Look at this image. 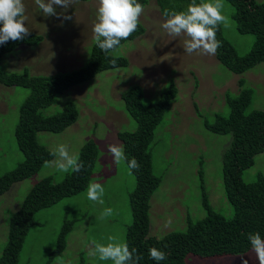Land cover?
<instances>
[{
  "label": "rangeland",
  "instance_id": "374dc122",
  "mask_svg": "<svg viewBox=\"0 0 264 264\" xmlns=\"http://www.w3.org/2000/svg\"><path fill=\"white\" fill-rule=\"evenodd\" d=\"M22 2L25 26L44 39L35 46H22L8 54L5 68L21 72L23 67H27L31 76H49L82 67L94 42L92 27L96 22L98 0H76L66 12L57 8L58 13L64 12L71 17L67 20L44 16L35 0ZM232 14L231 5L223 0L222 15L228 21L227 26L221 24L224 36L239 55H244L251 49L254 37L238 32ZM164 19L156 0H148L139 17L145 32L111 52L114 56L125 57L127 66L100 72L91 80L69 87L56 96L50 106L41 110L45 116L54 115L67 101L75 103L78 119L74 124L60 133L39 132L37 138L52 152L56 146L64 144L74 155L79 154L88 140H93L100 154L91 182L104 187V202L88 200L85 191L36 212L33 217L35 225L25 237L18 264H81V253L85 259L83 264H112L87 253L92 240L107 244V238L113 236L125 242L126 225L131 222L128 201L135 179L132 172L129 174L126 164L113 163L107 146L122 145L116 138V132L137 128L121 98L134 85L142 88L145 104L156 102L170 80H174L177 88L176 98L156 130L157 143L152 149L153 168L162 175V181L150 199L149 236L160 238L169 232L185 229L188 213L193 220L205 216L197 176L200 162L210 205L218 213L231 214L224 195L222 175V154L229 147L231 136L210 132L203 121H213L216 113H228L226 94L238 95L240 78L245 81L244 88H252L254 92L248 111L264 110V62L236 74L220 63L215 55L199 52L189 55L184 51L187 37L183 34L168 35L161 27ZM29 93L25 88L0 84V175L15 169L24 160L23 151L16 145L15 128L21 104ZM66 174L44 165L36 175L15 183L1 196L0 255L8 235L7 218L4 223L1 212L17 209L27 191L39 180L50 175L53 180H59ZM259 174L264 175V151L254 156V164L243 172L242 179L252 182ZM106 208L113 209V214L101 219ZM85 211L87 215L83 217ZM77 217L79 219L67 237L66 248L48 263L63 222ZM242 259L247 264H258L254 253L240 258L219 256L202 259L189 255L186 263L241 264Z\"/></svg>",
  "mask_w": 264,
  "mask_h": 264
},
{
  "label": "trees",
  "instance_id": "16d2710c",
  "mask_svg": "<svg viewBox=\"0 0 264 264\" xmlns=\"http://www.w3.org/2000/svg\"><path fill=\"white\" fill-rule=\"evenodd\" d=\"M226 1L233 9L232 17L238 32L253 35L254 42L246 54L239 55L224 36L220 24L216 39L221 46L215 56L230 71L241 74L264 62V2ZM201 2L203 1L197 0V3ZM137 3L145 6L148 0H137ZM190 3L191 0H156L161 15L165 8L177 12L185 11ZM144 32L145 28L138 21L137 30L122 40L120 45L134 40ZM43 39L41 34L30 31L23 40H10L0 45V84L30 91L21 104L19 121L15 128L16 145L25 157L15 169L0 175V198L15 183L36 175L45 165V161L54 158L52 151L39 142L37 134L43 131L60 133L78 119V110L72 101H67L63 109L54 115L45 116L41 110L50 106L56 96L69 87L91 80L100 72L125 67L128 63L125 57L112 55V51L105 54L93 42L87 62L68 73L31 76L27 67H23L21 72L5 68V57L9 53L22 46H35ZM113 60L115 64L112 63ZM238 84V95L226 94L228 113H216L213 121H203L204 127L210 132L231 136L229 147L222 154L224 195L232 210L231 214L226 216L218 213L210 205L200 162L197 176L205 216L193 220L188 213L185 217V229L169 232L160 238L149 236L150 199L162 181V175L157 174L153 168L152 149L157 143L156 130L169 111L172 100L176 98L177 88L174 81L170 80L161 97L151 104L144 103L143 91L138 85L131 86L121 95L128 115L137 124L134 131L116 132V138L122 142L127 158H135L139 164L138 169L131 171L135 179L128 201L132 218L126 225L125 232V242L130 249H137V255L141 257L137 264H187L189 255L202 259L219 256L240 258L247 253H253L247 239L249 233H259L264 239V175L259 174L252 182L242 179L243 172L254 164V156L264 151V110L248 111L254 92L252 88H244V79L240 78ZM99 154L98 145L93 140H88L78 154L84 164L79 173L69 172L59 180H53L52 175L43 178L27 191L17 209L7 211L8 215L7 212H1V216L5 218L4 223L7 218L8 235L0 255V264H18L25 237L35 225L33 217L36 212L86 191L92 181ZM86 215L87 211L83 217ZM78 219L70 218L63 222L48 263L55 254L64 251L67 237ZM153 247L164 251L167 258L160 262L152 260L148 250ZM81 256L83 264V253Z\"/></svg>",
  "mask_w": 264,
  "mask_h": 264
},
{
  "label": "clouds",
  "instance_id": "9594fccd",
  "mask_svg": "<svg viewBox=\"0 0 264 264\" xmlns=\"http://www.w3.org/2000/svg\"><path fill=\"white\" fill-rule=\"evenodd\" d=\"M76 0H35V4L44 16H54L62 19H71L64 12H57V8L65 12ZM223 0H207L197 3L191 0L185 11L163 10L164 22L161 27L171 36L185 35L184 51L191 55L199 52L204 55H215L221 46L216 39L219 25L227 26V18L222 15ZM144 6L137 0H98L96 22L92 32L96 46L105 54L114 51L122 40L127 39L137 30L138 21ZM25 6L22 0H0V45L8 41L23 40L30 34L25 26ZM10 55V53H9ZM123 57V56H122ZM115 64V61H112ZM174 81V80H173ZM175 83V82H174ZM107 152L116 165L126 164L129 174L138 169L139 164L135 158L128 159L123 145L110 144ZM55 159L45 161L46 167H55L61 173H79L84 164L78 155L70 154L67 145L60 144L51 153ZM34 176V175H32ZM104 187L98 182H89L86 197L92 202L103 204ZM113 214V209L106 208L101 214V219ZM170 223V220L168 221ZM107 244L91 241L88 256L98 258L99 261H111L112 264H137L141 259L137 249H130L126 242H120L116 237L109 236ZM247 239L255 254L258 264H264V239L259 233H249ZM149 257L160 262L167 258V254L155 247L148 250ZM241 264H247L241 260Z\"/></svg>",
  "mask_w": 264,
  "mask_h": 264
}]
</instances>
